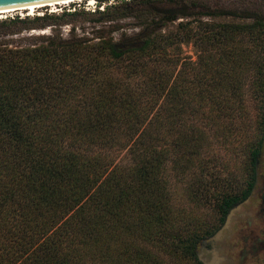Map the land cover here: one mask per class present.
I'll use <instances>...</instances> for the list:
<instances>
[{
  "label": "trees",
  "instance_id": "16d2710c",
  "mask_svg": "<svg viewBox=\"0 0 264 264\" xmlns=\"http://www.w3.org/2000/svg\"><path fill=\"white\" fill-rule=\"evenodd\" d=\"M171 1L183 5L172 21L199 6L131 0L0 22H112ZM251 18L188 21L131 43L0 44V264H204L199 247L250 195L264 144V19ZM189 42L196 61L179 52ZM213 142L250 171L240 193L228 161L206 151Z\"/></svg>",
  "mask_w": 264,
  "mask_h": 264
},
{
  "label": "rangeland",
  "instance_id": "374dc122",
  "mask_svg": "<svg viewBox=\"0 0 264 264\" xmlns=\"http://www.w3.org/2000/svg\"><path fill=\"white\" fill-rule=\"evenodd\" d=\"M91 1V2H89ZM123 1H126L131 4L130 8L133 6L131 0H74L70 3L59 4V5H47L42 6L36 9L34 15L29 16L28 10H17L14 12H9L4 14L5 16L0 15V21L9 20L14 17H30L42 16L45 13H56L62 14L64 11H74L75 8L81 9L84 11L94 12V9H99L96 5L103 4L104 7L112 4H121ZM199 6L190 7V11H193L194 15L190 18H179L175 21L166 19L165 15H168L169 10H174L177 8H182L181 3L174 1L167 2L166 9L162 10L161 6L153 5L147 8V6H142L147 12L141 14H133V16H128L118 21L112 22H97V15L87 14L82 15L77 18L76 21L69 24L62 25H52L48 26L45 29H31V30H20L19 26L12 25H3L0 22V44L8 45L13 48L26 47L35 43H47L50 42L55 35L63 39L72 38L73 35L83 36L89 39L99 40H111V41H123L125 43L136 42L149 34L157 33V31L169 32L176 30L180 23H188L192 21L195 26L199 19L216 21V22H227V23H245L252 22L254 18H251L253 15L256 16L255 19H264V0H197ZM140 0H137L136 3H139ZM98 3V4H97ZM101 10V9H100ZM163 11H166L163 14ZM250 15V16H248ZM2 17V18H1ZM20 31V32H17ZM181 53L182 57H187L192 61H196L199 56V51L197 47L189 42L182 44ZM213 140V139H212ZM211 140V141H212ZM264 145V144H263ZM209 154L215 153L222 158L223 161H228L229 169H232V173L225 175L230 178L232 186L238 193L246 187V184L250 178V171L247 172L246 167L243 165L241 156L237 158L236 162L230 157V150L228 147H224L218 143L213 142V146L206 149ZM232 162V163H229ZM220 167V166H219ZM243 167V168H242ZM203 168V167H202ZM202 168L200 169L202 171ZM198 170V169H197ZM224 170V169H223ZM199 171V170H198ZM222 174V173H221ZM224 174V173H223ZM192 180L194 177L191 175ZM175 184L176 193L179 201L186 202L184 191L185 183ZM203 203V201H202ZM207 206L204 208L203 212L209 213V218L212 223L216 222L217 218V209L212 203H206ZM239 207L236 208L234 214L227 225V221L217 234L216 240L209 242L207 245H213L215 248L210 250L207 246L200 245L199 253L204 261L207 264H264V258L261 257L260 261L253 260L251 262L248 259H243L241 251L238 249L231 251L232 245L236 247L237 237L235 236V231L226 230L230 228L231 223H235L239 217L236 213ZM234 234L232 239H229V236ZM225 245V246H224ZM259 262V263H258ZM163 264H194L189 262H177L172 261L169 257L164 259Z\"/></svg>",
  "mask_w": 264,
  "mask_h": 264
},
{
  "label": "flooded vegetation",
  "instance_id": "af4514ba",
  "mask_svg": "<svg viewBox=\"0 0 264 264\" xmlns=\"http://www.w3.org/2000/svg\"><path fill=\"white\" fill-rule=\"evenodd\" d=\"M238 207L240 209H238L236 213L238 214L239 212V217L235 223H231L233 226L225 229V231H235L237 244L236 247H233L232 245H228V247H231V251L233 252L238 249L237 247L239 246L242 258L248 259L249 262L256 259L257 261H260L261 257L264 258V145L257 159L256 182L250 195L234 208ZM227 220L228 216L215 234L202 241V245L207 246L210 250L214 249L215 247L212 244H207L216 240L217 234L223 229ZM233 237L234 234H231L229 239H232ZM198 254L203 263L207 264L206 261L202 259L201 254Z\"/></svg>",
  "mask_w": 264,
  "mask_h": 264
},
{
  "label": "water",
  "instance_id": "95a60500",
  "mask_svg": "<svg viewBox=\"0 0 264 264\" xmlns=\"http://www.w3.org/2000/svg\"><path fill=\"white\" fill-rule=\"evenodd\" d=\"M55 1H61V0H0V11L49 3V2H55ZM235 210L236 208L232 209V211L229 213L227 225L229 224Z\"/></svg>",
  "mask_w": 264,
  "mask_h": 264
},
{
  "label": "bare ground",
  "instance_id": "6f19581e",
  "mask_svg": "<svg viewBox=\"0 0 264 264\" xmlns=\"http://www.w3.org/2000/svg\"><path fill=\"white\" fill-rule=\"evenodd\" d=\"M71 1H74V0H61V1L43 3V4H38V5L20 7V8H15V9L3 10V11H0V15L1 16H5L4 14H7L9 12H14V11H17V10H28L29 11V16H30V15H34V13L36 12V9L39 8V7L47 6V5L65 4V3H70ZM93 1L96 2V0H93Z\"/></svg>",
  "mask_w": 264,
  "mask_h": 264
},
{
  "label": "built area",
  "instance_id": "2783aa9c",
  "mask_svg": "<svg viewBox=\"0 0 264 264\" xmlns=\"http://www.w3.org/2000/svg\"><path fill=\"white\" fill-rule=\"evenodd\" d=\"M96 7L99 8V9H101V10H104L105 9L104 5L103 4H100V3L98 5H96ZM94 10H96V9H94Z\"/></svg>",
  "mask_w": 264,
  "mask_h": 264
}]
</instances>
